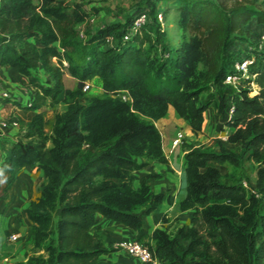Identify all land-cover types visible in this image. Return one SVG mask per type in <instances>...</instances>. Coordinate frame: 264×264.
<instances>
[{"label":"trees","instance_id":"1","mask_svg":"<svg viewBox=\"0 0 264 264\" xmlns=\"http://www.w3.org/2000/svg\"><path fill=\"white\" fill-rule=\"evenodd\" d=\"M185 5L189 37L173 49L172 64L180 70L173 84L162 80V65L155 66L156 74L151 75L146 45L160 42L157 25L154 29L141 25L122 37L132 13L124 23L101 26L91 36L90 45L80 47L76 59L65 53L67 71L77 79V86L63 89L65 107L53 116L49 146L43 138V117L37 112L27 120L16 117L24 140L0 137V166L7 168L11 178L16 167L35 166L42 171L44 181L38 195L24 207L34 245L54 233V244L46 246L48 258L42 264H100L98 255L111 246L104 244L98 214L132 230L141 226L142 215L162 198V192H152L144 179L134 185L132 177V171L148 162L146 158L164 159L153 121L171 105L187 120L189 130L198 133L211 102L208 97L196 103L197 90L186 88L188 63L200 59L206 82L222 84L231 65L220 59L227 39L243 38L239 32H248L242 41H258L259 31H248V23L254 20L264 27V8L246 0H190ZM63 10L55 0H38V7L32 0H3L0 6V64L14 67L22 76L35 68L49 73L48 82L36 85L29 103L21 105L24 109H37L47 97L62 91V71L50 62L58 54L51 44L56 35L43 14L66 17ZM251 50L257 59L254 81L258 90L252 95L245 88L232 93V114L225 119L234 127L228 138L239 142L240 151L221 143L216 149H204L181 142L185 148L184 194L178 198V209L195 204L202 208L190 217L185 234L188 244L182 253L175 251L162 229L154 230L155 244L147 246L163 264H264V164L257 169L254 193L248 196L241 184L222 182L214 165H236L244 152L252 158L262 152L264 53ZM93 76L100 79L102 96H86L80 89ZM119 90H125L129 100L115 96ZM136 112L147 120L137 118ZM85 143L94 149L80 154ZM197 221L212 240H206Z\"/></svg>","mask_w":264,"mask_h":264},{"label":"rangeland","instance_id":"2","mask_svg":"<svg viewBox=\"0 0 264 264\" xmlns=\"http://www.w3.org/2000/svg\"><path fill=\"white\" fill-rule=\"evenodd\" d=\"M33 3L38 7V0H32ZM61 4V8L64 9V13H67L65 17H57L56 15L44 13L43 16L49 21L52 30L56 35V39L51 42L57 49V56L50 57V62L53 65L59 66L62 71V91L55 97H47L45 102L37 108V113H40L43 117L42 129L43 138L47 146L50 145L49 137L51 135L52 119L55 113H60L65 103L62 99L63 89L75 88L77 86V79L69 74L67 71V61L65 59V53L71 55L73 59L78 57L80 47H88L90 45L91 36L98 31V29L109 23H124L127 21L128 16L137 11L143 10L146 13V21L142 24L145 27L154 29L157 25L161 32V40L159 43H154L152 46L146 45V52L149 56L151 63V75L154 76L155 66L162 65L163 70L161 73L162 80L167 84H173L174 79L179 76V68L172 64L174 48L178 47L181 43L186 41L189 37V31L186 27V17L184 9L186 3L190 0H55ZM80 1V5L75 2ZM247 3L251 4L256 8H264V0H246ZM161 11L162 20L158 22L155 17L156 10ZM42 13V12H41ZM248 31H260L262 25H257L254 20L248 23ZM243 38H237L231 36L227 39L221 52L220 59L226 64H231L234 60V55L237 56L242 52L249 49L256 48L260 52L264 53V40L252 41L251 38L245 39L249 33L239 32ZM35 42L38 38H32ZM39 46V45H38ZM252 47V48H251ZM192 61L188 63V74L186 76V88L188 90L194 89L196 92V103L203 101L210 97L211 102L204 111V120L202 123L201 131L198 133H192L187 125V120L180 116L172 107L167 112V118L171 120V123L166 126V130L172 132L174 135L175 131L180 129L184 132L185 136L182 142H190L195 147L204 149H216L218 144L221 143L224 146H228L229 149L235 152L240 151V145L238 141L229 140L228 135L234 130V127L229 126L225 122L223 116V110L225 103L231 101L232 90L224 83L219 85H212L209 81L206 82L204 76V65L200 59L192 58ZM26 76L30 80H25L29 85L36 86L43 84V82L49 78V73L39 68L29 70ZM24 80V78L22 79ZM89 84L88 88L82 90V93L86 96H102L103 92L99 83L94 79L86 80ZM208 87L203 88V87ZM7 87L9 84L7 83ZM257 91L251 90V93ZM121 91L116 92L114 95L117 96ZM252 95V94H249ZM225 100V101H224ZM223 104V109L220 108ZM166 112V111H165ZM137 118L144 121L146 117L139 113H135ZM217 117L214 126H217L215 130L217 134L219 129H226L224 133L226 136H210L203 132V125L207 116ZM29 119V118H28ZM155 125V124H154ZM159 125V123H158ZM225 126V128H224ZM24 130L20 129L16 134V138L25 139L23 137ZM171 135V136H172ZM220 137V138H218ZM31 139H35L34 137ZM94 147L85 143L82 147L80 154H83L85 150H91ZM138 161H141V157H137ZM146 161H151L146 158ZM264 164V145L262 152L257 158H252L247 155V152L241 154L239 162L236 165L229 164L226 162L216 163L214 165L218 168L221 173V181L225 183H238L244 188L245 195L254 193L255 179L257 169ZM0 170V239H6V236L10 232H18L20 229L23 233L12 240L8 241L13 243L18 242L24 248L25 260H20L16 264H42L46 262L48 258L47 250L45 249L48 244H54V233L48 235L38 245H34L30 237V223L29 221L23 220V208L27 204L28 200L38 195L41 182L44 181L42 171L35 168V166H22L16 167L13 170L12 178L7 171V168L1 167ZM137 170L132 171L133 183L134 177ZM149 175V174H147ZM146 175V176H147ZM182 175V174H181ZM183 179V175L182 178ZM135 185V184H134ZM178 200L175 204L165 212L162 217V229L172 247L178 253H182L188 244V238L185 237L187 233L186 229L191 225L190 217L193 211H201L202 206L195 204L194 207H189L185 211L178 209ZM262 207L264 206V200L261 201ZM234 221H237L236 217H233ZM197 227H199L201 233L204 235L206 240L210 241L213 239L212 235L208 234L207 229L197 221ZM140 241L152 248L155 244L154 238L149 239L144 237H138ZM2 245L4 243L1 242ZM111 249L108 251L110 252ZM119 250V249H118ZM122 251V250H121ZM14 256L15 253L10 250L0 249L1 255ZM126 255L125 252L121 253ZM131 258L129 255H127ZM30 258L28 261L27 259ZM189 258L188 254H185V259ZM13 260V258H12ZM14 264V260L11 261ZM148 264H163L159 258L154 256L151 263Z\"/></svg>","mask_w":264,"mask_h":264},{"label":"crops","instance_id":"3","mask_svg":"<svg viewBox=\"0 0 264 264\" xmlns=\"http://www.w3.org/2000/svg\"><path fill=\"white\" fill-rule=\"evenodd\" d=\"M75 2L80 5V1ZM23 78L24 80H22ZM90 79L97 81L100 87V79L97 76H93ZM25 80L30 79L27 76H22L14 67L8 66L7 64H0V86H7L8 83V88L11 93V99L6 101L0 109V115L6 117L10 122L3 132V136L8 140L16 139V134L20 130L17 122L16 124H13L14 120L16 121V117L19 116L20 118L27 120L37 111V109L27 110L21 107V105L27 104L28 97L35 89V86L29 85ZM47 82L48 79L43 83ZM171 108L172 106L168 105L166 112L153 121L160 134L161 150L164 158L163 161H148L144 166L137 169V177H134V181L136 182L134 183L135 185H137L140 180L144 179L152 192H162V198L152 211L148 214L142 215V224L136 230H132L118 221L107 219L98 214L97 224L100 226L101 232L103 233L104 244L109 243L111 246L112 241L127 237L154 238V230L156 228H162V215L184 194L181 174L185 163V148L180 143L171 152L167 151L169 140L173 136L172 132L166 130V126L171 123V120L166 116ZM216 120L217 117H212L210 115L207 116L203 125V132H206V134L210 136H213V134L216 136L217 131L215 128L217 126L213 127ZM225 130L226 129H219L218 131L222 136H226V133H224ZM138 160L139 159H137V161ZM0 170L2 169L0 168ZM183 211H185V209L180 212ZM22 219L29 221L25 215L24 208ZM18 233L22 234L23 232L19 229ZM1 242L4 243V245H2ZM1 248L15 253L12 257L14 264L20 260H25L23 253L24 248L18 242L14 241L13 243H10L4 237V240L0 239V249ZM121 253H123V251L117 249H113L110 252H102L98 255V262L100 264H133V260L129 258L127 254L123 255Z\"/></svg>","mask_w":264,"mask_h":264},{"label":"built area","instance_id":"4","mask_svg":"<svg viewBox=\"0 0 264 264\" xmlns=\"http://www.w3.org/2000/svg\"><path fill=\"white\" fill-rule=\"evenodd\" d=\"M3 0H0V6ZM155 17L158 22H161L162 15L160 10H156ZM146 21V13L141 10L133 14L131 22L128 29L123 33L122 37L126 38L131 32L135 31L139 26H141ZM102 26V25H101ZM0 35L3 33L0 30ZM259 40H264V28L259 31ZM112 41V36H108V42ZM256 56L251 49L240 53L232 61L229 70L224 74L222 83L230 87L232 93H238L241 88L247 89V94L251 93L254 86L258 90V86L254 81L256 74ZM39 70V68H35ZM34 69V70H35ZM89 84L87 81L81 83L82 90L88 88ZM121 93L117 95L122 100H129L128 93L125 90H119ZM118 92V91H117ZM34 93V91H33ZM28 97L27 103H29L32 94ZM11 99V93L7 86H0V109L3 107L4 103ZM232 114V100L226 103L224 118L229 119ZM9 121L6 117L0 115V137L3 135L4 130L9 125ZM13 124H16L14 120ZM184 132L180 129L176 130L174 135L169 140L167 151L171 152L177 145H179L184 139ZM220 136V135H218ZM221 137V136H220ZM218 137V138H220ZM2 150H0V155ZM19 236L18 232H10L7 234L6 239L12 241ZM111 247L113 249H119L125 252L133 260V264H144L151 263L154 259V255L148 246L135 237L119 238L112 241ZM12 257L10 255L4 254L0 256V264H11Z\"/></svg>","mask_w":264,"mask_h":264}]
</instances>
